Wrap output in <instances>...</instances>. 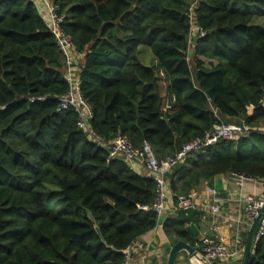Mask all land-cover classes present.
Segmentation results:
<instances>
[{
  "label": "trees",
  "instance_id": "trees-1",
  "mask_svg": "<svg viewBox=\"0 0 264 264\" xmlns=\"http://www.w3.org/2000/svg\"><path fill=\"white\" fill-rule=\"evenodd\" d=\"M53 1L93 118L81 130L79 111L60 110L66 58L36 4L0 0V264H124L160 219L156 181L110 160L119 136L163 161L244 126L166 180L175 200L217 175L264 181V0ZM202 214L176 209L166 235L197 248ZM250 264H264V237Z\"/></svg>",
  "mask_w": 264,
  "mask_h": 264
},
{
  "label": "built area",
  "instance_id": "built-area-1",
  "mask_svg": "<svg viewBox=\"0 0 264 264\" xmlns=\"http://www.w3.org/2000/svg\"><path fill=\"white\" fill-rule=\"evenodd\" d=\"M53 35L56 37V43L61 49L66 58V65L63 78L70 85L69 93L61 98L60 110L68 111L75 109L80 112V121L78 128L81 130H90L91 120L93 113L89 106L84 102L80 96V84L76 68L73 67L77 61L78 54L75 51L74 45L70 41L69 37L64 34L61 29V23L63 18L59 15L58 7L53 0H32ZM201 36H205L202 30L198 31ZM197 33H193L195 36ZM81 55V54H79ZM160 76L164 75L162 72ZM245 127L239 125H231L222 123L216 125L212 132L206 133L203 138L195 139L189 143H186L173 157H168L163 161H159L148 143L137 149L131 143V141L123 136L117 137L110 145V160L116 158H123L130 168L135 172H139L143 169L149 173L148 177H151L157 183V200L153 207V211L158 214L159 219L163 217L168 205L175 206V209H179L183 212L197 208V202L200 200V193L198 190L192 191L187 196H180L177 200L174 199L173 193L166 180V175L172 171V169L179 163H183L190 155L199 154L207 147L214 146L220 140L237 141L242 135L245 134ZM234 179L243 181H257L255 179L247 178L242 175H234ZM171 191V192H170ZM212 195L215 197L210 205V213L214 217L215 222L212 227L213 236H203L200 239V246L197 249L199 253V259L205 264H226L230 261H237L242 259L244 247L240 246L239 241L235 245L227 244L220 230L217 221L221 217V206L217 200V192L211 190ZM244 212L246 217L251 221V225L255 220L259 218L264 209V196L259 197L253 194H247L244 199ZM147 210V209H145ZM237 237L240 240L239 235ZM236 237V240H237ZM264 237V218L261 220V224L257 233V239ZM140 241V240H139ZM137 241L131 245L125 252L124 264H129L131 259V251L134 247L142 249L144 245Z\"/></svg>",
  "mask_w": 264,
  "mask_h": 264
},
{
  "label": "crops",
  "instance_id": "crops-1",
  "mask_svg": "<svg viewBox=\"0 0 264 264\" xmlns=\"http://www.w3.org/2000/svg\"><path fill=\"white\" fill-rule=\"evenodd\" d=\"M155 60L156 59L154 58V62H156ZM151 65L154 64H148V66ZM138 173L143 176L149 175V173L143 169H140ZM226 177L228 181V185L226 188L227 192L223 193L226 194V197H222L223 194L217 193V200L221 206V217L218 219L217 224L222 231L227 244L235 245L237 241H239V244L241 242L240 246L242 245V247L245 248L248 236L246 237V239H243L242 237L246 233L245 228L241 227L243 216H246L242 204L247 194H253L259 197L264 196V184L259 183L258 181L247 180L241 182L239 180L231 178L230 176ZM198 191L201 197L197 202L196 211L204 213L201 215L199 222V232L201 239L203 236H213L211 230L215 219L210 213V205L212 204L215 197L212 195V191L208 187V183L201 186L200 190ZM174 209L175 206L171 204L168 205L163 217H160L157 228L140 239L139 242H141L144 247L142 249L137 247H134L132 249L129 264H167L169 253L171 250V244L173 243V241L168 238L164 231V222L169 217L175 215L176 210ZM236 224H238V226H236ZM237 235H239L240 240ZM199 246L200 242L199 245H197L196 249H198ZM241 263L242 259L237 261H230L226 264ZM176 264H196V262L190 259L187 253H181Z\"/></svg>",
  "mask_w": 264,
  "mask_h": 264
},
{
  "label": "water",
  "instance_id": "water-1",
  "mask_svg": "<svg viewBox=\"0 0 264 264\" xmlns=\"http://www.w3.org/2000/svg\"><path fill=\"white\" fill-rule=\"evenodd\" d=\"M230 177L234 178V175H230ZM226 178L227 177L225 175H217L209 181L208 187L210 188V190H215L218 194L226 193L227 192L226 188L228 185V181ZM259 183L264 184V181L261 180V182ZM263 218H264V209L262 210V213L259 216V218L255 220V222H253V224L251 225L246 240L245 250L243 253L241 264H250L251 256L255 248L257 233L261 224V220ZM181 253H187L188 257L192 260L199 259V253L196 248L190 246L189 244L183 241H177L171 244V250L169 253L167 264H176L178 257L180 256Z\"/></svg>",
  "mask_w": 264,
  "mask_h": 264
},
{
  "label": "rangeland",
  "instance_id": "rangeland-1",
  "mask_svg": "<svg viewBox=\"0 0 264 264\" xmlns=\"http://www.w3.org/2000/svg\"><path fill=\"white\" fill-rule=\"evenodd\" d=\"M256 22H258L260 25H264V19H259L258 18V20ZM139 53H140L139 54L140 61L143 64L148 65V64L157 63L156 60H155L156 62H154V58L155 57L152 54V52H151L149 47L141 46L140 49H139ZM202 152H203V150L200 153H202ZM242 207H245L244 202L242 204ZM250 224H251V221L248 218H246V216H243V222H242V226L241 227L245 228V230H246V233L242 236L243 239H246V237L249 234V231H250V228H251ZM236 226H238V224H236Z\"/></svg>",
  "mask_w": 264,
  "mask_h": 264
},
{
  "label": "bare ground",
  "instance_id": "bare-ground-1",
  "mask_svg": "<svg viewBox=\"0 0 264 264\" xmlns=\"http://www.w3.org/2000/svg\"><path fill=\"white\" fill-rule=\"evenodd\" d=\"M194 262H196V264H205L203 263V261H201L200 259H196V260H193Z\"/></svg>",
  "mask_w": 264,
  "mask_h": 264
}]
</instances>
